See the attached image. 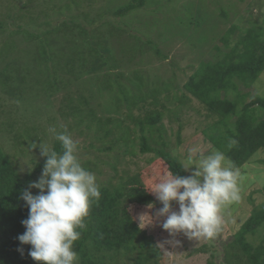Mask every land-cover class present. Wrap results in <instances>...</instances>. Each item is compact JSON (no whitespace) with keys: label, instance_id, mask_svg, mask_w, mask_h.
<instances>
[{"label":"trees","instance_id":"1","mask_svg":"<svg viewBox=\"0 0 264 264\" xmlns=\"http://www.w3.org/2000/svg\"><path fill=\"white\" fill-rule=\"evenodd\" d=\"M72 1L78 4L77 0ZM146 4L147 0H129L127 4L115 9L111 13L112 17L107 14L92 17L69 14L54 25L47 21L38 24L31 17V21L26 20L19 25L0 20V31L4 32L11 26L14 29L9 31V35L16 34L23 43H29L27 47L32 54L31 64L45 78L41 82L43 87L50 90L49 92L52 89L64 91L62 106L68 108V117L71 115L73 119L68 128L72 130L74 126L77 128L82 124L84 129L91 132L87 139L92 138L86 149L96 148L95 151L98 149L102 153L106 151L114 154V163H111L110 158L109 161H103V165L106 164L113 171V174L103 180L97 176L103 173L98 157L82 163L86 170L97 177L101 195L98 202L91 205L90 214L85 219L86 228L78 229L81 236L74 243V250L79 256L78 264H121L124 260H129L131 264H161L165 254L154 238L146 234L136 222L128 206L135 204L147 207L152 204L160 209L163 205L150 189L168 171L186 177L187 171L183 169L182 161L166 149L167 143L163 135L159 133L158 139L156 135L152 138L155 146L150 144L145 135V132L148 135L161 132L162 128L157 127V123L161 122L163 108L166 110L167 107L161 104L162 109L159 110L157 107L144 105L147 98L151 100V104H158V95L162 91L166 93L164 99L172 103L183 104L191 98L185 93L177 95L179 87L173 81L161 82L159 86L151 88V83L138 69L125 75L121 70L122 63L131 64L127 61L133 57H123L125 52L122 57H117L114 49L109 46L108 38L100 30L109 25L111 36L114 35L113 28L117 32L121 29L126 31L123 28L125 26H118L117 18L137 8H143ZM69 8V5L62 3L58 10ZM219 15H225L223 9ZM17 16L20 18L22 15ZM228 31L232 34L233 28ZM56 40L59 41L58 44ZM222 40L225 46L229 45L226 38L222 37ZM146 43L151 44L150 41ZM129 48V52L133 53L135 44H131ZM214 48L218 53L216 57L200 62L199 67L193 70L181 88L199 100L209 114L217 116L210 125L218 132L215 136L209 134L208 138L216 151L223 152L237 169L257 150L264 148V98L253 94L247 101L249 91L239 89L240 85L245 88L252 86L258 75L264 71V27L260 24L252 25L228 51H223L218 46ZM156 54L161 55L158 50ZM8 65L0 70V89L14 93V96L23 100L21 95L24 90L19 84H11V80L27 83L30 72L27 66H23L22 75L12 77L7 72L10 67ZM59 71L67 73L66 78L58 80ZM99 96L104 101L108 98V102L100 104V107L107 110L113 107L112 114L115 116L106 115V112L97 114L96 109L88 107L90 99ZM28 97L30 100L29 95ZM23 103V109L32 111L31 101ZM122 108L126 109L123 112L124 119L138 125L141 131L139 152L155 155L151 158L149 169L131 172L128 168L117 167L119 157L126 162V158L136 155V146L130 139L133 132L129 127H124L123 120L118 117ZM136 110L139 111L138 114L134 113ZM78 133L86 136L83 131ZM177 137L180 142V137ZM94 142H99L100 148ZM52 150L57 153L63 151L61 143L56 139ZM46 159L43 157L41 161L33 164L30 171L22 174L17 169L16 157L5 151L0 144V264H41L28 254L31 245L21 244L18 236L26 231L21 222L29 215V207L21 199L22 192L27 189L35 195L29 186L44 167ZM149 177L150 184L146 181ZM174 204L176 203L173 202ZM263 226L264 205H255L233 235V239L225 244V263L222 264H264V231L256 245L246 240L247 234L254 235ZM206 249V245L199 247L203 252ZM206 264L217 263L209 259Z\"/></svg>","mask_w":264,"mask_h":264},{"label":"rangeland","instance_id":"2","mask_svg":"<svg viewBox=\"0 0 264 264\" xmlns=\"http://www.w3.org/2000/svg\"><path fill=\"white\" fill-rule=\"evenodd\" d=\"M77 2L78 4L73 3L72 0H0V20L19 25L26 20L31 21L29 19L31 17L38 24L47 21L54 25L55 22L63 20L69 14L79 17L81 15L92 17L107 14L108 17H112L111 13L127 4L129 0H77ZM62 3L71 7L69 8L70 12L69 10H58ZM221 9L225 12L224 16L219 15ZM17 15L22 16L19 18ZM117 20L118 26H125L123 28H126V31L121 29L117 32L113 28L114 33L112 34L114 35L111 36L109 25L100 30L108 38L109 46L114 49L117 57H122L123 52H125L123 57L130 58V55L133 57L127 61L131 64L122 63V72L127 75L131 70L138 69L151 83V88L159 86L161 82L173 81V84L179 87L177 95L185 93L191 98L189 102L183 104L172 103L170 100L164 99L166 93L162 91L158 95V104L153 105L150 99H146L145 107H157L159 110L162 109L161 104L167 107L166 110L163 108V118L160 123H157V127L162 128L161 132H156L154 135L153 133L148 135L145 132L150 144L155 146L153 140L155 135L158 139V134H162L167 143L166 149L170 150L182 162L188 149L194 145H199L205 155L216 151L208 135L215 136L218 132V130H213L210 125L217 116L209 114L199 100L181 87L193 70L199 67L200 62L213 60L216 57L218 53L215 46L220 47L223 51H228L252 25L260 24L264 27V0H147L145 7L137 8ZM232 28L233 33L231 34L228 29ZM11 29L14 28L10 26L4 32L0 31V70L9 64L7 72L12 77L22 75L23 66H27L30 73L27 76V83L11 80V84H19L24 90L21 95L23 100L14 96V93L4 92L0 89V144L5 151L16 157L17 162L15 163L19 172L23 174L30 171L34 163L43 159L44 156L41 155L40 148H34L36 145L42 142L52 149L55 138L48 129L55 127L57 132L67 130L78 142V157L81 164L88 159L99 158L103 170L102 175H97L100 180L113 174L111 167L103 165V161H109V158L111 163L115 162L113 152L104 151L102 153L98 149L95 151L96 148L86 149L92 138L87 139L91 132L84 129L82 124L77 128L74 126L72 130L68 128V124L72 123L73 119L71 115L68 117V108L62 106L64 91L52 89L49 92L50 90L47 91L43 87L41 82L45 78L41 71L37 73L38 69L34 70V65L31 64L33 62L32 54L27 47L29 43H23L16 34L9 35ZM74 37L76 38V35ZM222 37L228 40V46L224 45L223 40L221 41ZM56 41L58 44L59 41ZM146 41H150L151 44ZM131 44H135L136 47L133 53L129 52ZM156 50L165 57L157 55ZM67 75V73L59 71L58 80L66 78ZM36 79L39 81L36 82ZM239 89L249 91L247 101L252 98L253 94L264 98V71L258 75L252 86L245 88L240 85ZM77 90L75 91L77 92ZM47 93L49 94L47 95ZM24 98L26 99L24 100ZM107 99L106 97L105 101L108 102ZM26 101H31L33 104H31L32 111L23 109L25 106L23 102ZM105 101L102 96L92 97L88 107L96 109L97 114L106 112V115L115 116L112 114L113 107H109V110L100 107V104ZM121 110L118 117L123 120V126L129 127L133 132L130 139L136 146V155L126 158V162L119 157L117 167L118 169L128 168L131 172L143 168L149 169L152 164L151 158L155 155L139 152L138 144L141 131L138 125H133L124 119L123 112L126 109L122 108ZM134 113L138 114L139 111L136 110ZM78 131H83L86 136ZM177 136L180 137V142H178ZM94 144L99 148L101 146L99 142H94ZM118 147L122 149L121 145ZM93 152L95 153L93 154ZM43 168L33 182L40 179ZM237 169L240 173L238 183L241 189V199L225 210V223L216 238L194 240L189 239L183 233L170 236L161 226L165 217L154 219L152 224L144 228L143 225L140 226L146 234L154 238L160 250L165 254L161 264H206L209 259L214 260L217 264H222L225 244L233 239V235L250 215L251 209L255 205H264V148L257 150ZM195 170V166H192L187 170L186 177L191 176ZM149 171L151 172V170ZM150 178L146 180L148 184H150L148 182ZM31 190L35 195L40 191L36 188H31ZM128 210L140 225L142 214L148 213L155 217L159 209L154 205L152 208H148V206L130 204ZM173 210H179L178 204L173 205ZM263 231L264 226L258 228V232L254 235L247 234L246 240L256 245L260 242ZM177 241L179 243H176ZM202 245L207 246L206 252L199 250ZM121 264L131 263L129 260H124Z\"/></svg>","mask_w":264,"mask_h":264},{"label":"clouds","instance_id":"3","mask_svg":"<svg viewBox=\"0 0 264 264\" xmlns=\"http://www.w3.org/2000/svg\"><path fill=\"white\" fill-rule=\"evenodd\" d=\"M48 131L63 151L57 153L42 142L34 147H39L47 159L40 179L29 186L39 189V194L27 189L22 192L29 215L21 222L26 231L18 240L31 245L28 254L41 264H78L74 243L81 236L78 229L86 228L92 203L100 198V185L95 174L82 166L78 142L67 130L57 132L50 127ZM182 163L185 171L192 166L196 170L188 177L166 172L150 189L163 206L155 217L142 214L140 226L165 217L161 226L170 236L183 233L194 240L214 239L225 223V210L241 199L239 170L223 152L205 155L199 145L188 149ZM173 202L178 204V211L173 210Z\"/></svg>","mask_w":264,"mask_h":264}]
</instances>
